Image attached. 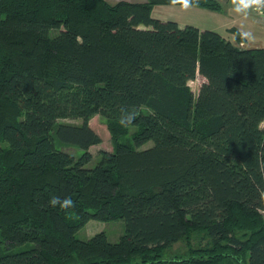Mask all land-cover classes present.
Listing matches in <instances>:
<instances>
[{"label":"trees","instance_id":"obj_1","mask_svg":"<svg viewBox=\"0 0 264 264\" xmlns=\"http://www.w3.org/2000/svg\"><path fill=\"white\" fill-rule=\"evenodd\" d=\"M155 5L186 4L0 0V264H264V48L155 19ZM95 115L113 149L89 167ZM118 219L115 243L74 236ZM203 231L200 258L155 259Z\"/></svg>","mask_w":264,"mask_h":264},{"label":"crops","instance_id":"obj_2","mask_svg":"<svg viewBox=\"0 0 264 264\" xmlns=\"http://www.w3.org/2000/svg\"><path fill=\"white\" fill-rule=\"evenodd\" d=\"M111 4L126 1L141 3L145 0H106ZM219 11L206 10L186 5H155L151 16L158 20L176 22L180 28L193 26L219 33L233 45L242 49L264 48V6L244 8L239 0H216ZM237 30L243 37L242 42L235 40L231 30Z\"/></svg>","mask_w":264,"mask_h":264},{"label":"rangeland","instance_id":"obj_3","mask_svg":"<svg viewBox=\"0 0 264 264\" xmlns=\"http://www.w3.org/2000/svg\"><path fill=\"white\" fill-rule=\"evenodd\" d=\"M203 82L204 78L200 75H197L194 80L189 81L188 84L195 95L197 94L198 89ZM62 121L71 124L81 123L80 119H64ZM89 125L101 139V142L99 144L94 145L89 149L90 153L93 156V159L88 166L92 167L98 162L100 151L111 152L113 147L105 118L100 115H95L89 120ZM261 127H264V123L261 125ZM135 131L136 127H130L128 134L125 137H122L120 141L131 142V135ZM152 145L153 142L149 141L143 146H141L139 149L145 150L152 147ZM67 150L76 157H79L82 153L76 148H69ZM101 232L105 233L109 242L115 243L125 232L124 221H122L121 219L106 222L90 220L84 227L79 229L74 236L78 240L86 241ZM207 243L208 238L206 232L203 231L198 233H191V235L183 237L178 242L164 249L162 253H160V255L155 259L161 262L170 263V261H181L183 259L200 258L202 253L200 252L199 248L206 247L208 245ZM230 264L234 263L230 261Z\"/></svg>","mask_w":264,"mask_h":264},{"label":"clouds","instance_id":"obj_4","mask_svg":"<svg viewBox=\"0 0 264 264\" xmlns=\"http://www.w3.org/2000/svg\"><path fill=\"white\" fill-rule=\"evenodd\" d=\"M186 6H191L193 0H183ZM233 3H236V0H233ZM240 5L244 6V8H249L252 6H264V0H239ZM122 114L119 119V125L121 127L127 128L133 124L136 119L135 111H126L124 109L121 110ZM50 205L53 207L60 206L64 207H72L74 206V201L70 198H65L63 201L59 197H52L49 201Z\"/></svg>","mask_w":264,"mask_h":264}]
</instances>
